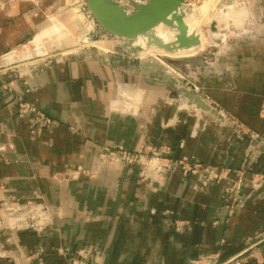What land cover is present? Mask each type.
I'll use <instances>...</instances> for the list:
<instances>
[{"label": "crops", "instance_id": "crops-1", "mask_svg": "<svg viewBox=\"0 0 264 264\" xmlns=\"http://www.w3.org/2000/svg\"><path fill=\"white\" fill-rule=\"evenodd\" d=\"M50 4L51 0H0V55L31 37L49 15ZM236 47L243 54L238 64L224 61L217 76L198 77L241 123L238 129L204 114L198 123L189 118L186 124L162 129L168 108L161 92L139 86L136 99L128 97L121 85L130 80L128 73L93 59L58 62L27 80L28 100L55 123L53 133L43 132L36 139L29 136L27 118L18 116L13 93L0 90V147L5 150L0 153V202L10 196L29 199L37 191L61 205L66 215L40 234L1 233L0 264H60L55 251L75 248L83 237L111 247L110 254L113 246L126 248L123 260L138 264H184L216 254L231 262L250 250L254 252L244 264L263 261L264 247L258 249V240L264 232V184L253 189L250 182L253 175L264 176V43ZM120 95L128 99L123 103L135 105L134 115L108 113L109 101ZM141 125L143 133H138ZM69 128L89 132L97 144L105 139L127 149L143 142L169 145L176 156L239 169L243 174L237 207L233 213L227 210L224 182L206 187L180 174L155 194L139 188L126 173L105 175L96 183L59 184L52 179L57 170L67 164L92 166L95 155L84 147L81 136L69 140ZM89 151L93 158L87 156ZM84 192L90 195L87 204ZM135 209L137 216L129 223L124 215Z\"/></svg>", "mask_w": 264, "mask_h": 264}, {"label": "rangeland", "instance_id": "rangeland-1", "mask_svg": "<svg viewBox=\"0 0 264 264\" xmlns=\"http://www.w3.org/2000/svg\"><path fill=\"white\" fill-rule=\"evenodd\" d=\"M121 1L127 6L132 3V0ZM207 1L185 0L182 8L184 16H193L198 21L203 20L200 31L206 38L208 32H217L214 12L221 14L225 7V12L221 14L224 15L235 4L238 8L246 10V16L241 20L242 23L231 24L224 32L220 31L225 37L223 43L211 44L212 40H208L203 47H196V52L190 56L170 58L159 55V50L154 47L141 52L143 54L152 50L154 53L152 55L140 56L141 53H135L133 57H129L123 51L125 48L123 40L106 34L93 37L98 27L92 18L85 14L84 0H51L49 15L38 23L31 37L12 51L0 55V90L13 93L18 104V116L27 118L29 136L36 139L43 132L53 133L55 123L47 113L28 100L31 89L27 85V80L34 79L58 62H81L93 59L110 66L115 71L128 73L130 80L121 84L128 97L136 99L139 86L145 87L146 90L158 89L161 92L162 103L168 108L165 114L167 117L161 121L162 129L175 127L181 123L186 124L189 118H193L195 123H198L201 114L207 115L216 123L238 129L241 123L212 97L210 94L212 92H209L198 76H217L218 67L224 61L232 63L236 61L238 64L243 54L238 52L236 46L251 42L264 43V0H235L231 5H226L227 0H218L209 11V17L201 19L200 9ZM81 14L84 16L78 17ZM56 24L60 25V29L42 33L44 27ZM88 37H91V40H88ZM93 42L95 45L92 46ZM102 57L109 63H104ZM159 66L162 68H156ZM186 93L194 95L206 106V109L199 108L195 101H190ZM123 97L120 95L118 99L109 101L107 110L110 115H134L135 105H126L122 101L128 99ZM129 100L133 99L129 98ZM138 112L139 110L136 114ZM172 112L173 115H170ZM143 130L142 125L137 128L138 133H143ZM68 136L69 140L81 136L84 147L95 153V160L89 151L87 156L93 158L90 163L92 166L67 164L66 167L57 170L52 175V179L59 184L81 180H86V183L91 181L96 183L94 181L102 179L105 175L126 173L131 175L133 182L139 188L155 194L163 191L173 175L180 174L184 178H197L206 187L224 182L223 199L227 210L233 213L237 207L241 174H243L239 169L207 164L195 156H176L173 150L175 147L169 145H147L143 142L127 149L109 143L105 139L97 144L89 132L82 133L79 128H69ZM256 140L259 142L261 139L258 137ZM178 148H183V142ZM3 151H5L4 147H0V153ZM263 180V175H253L250 182L252 188H259L264 184ZM85 193L87 192L83 194ZM92 196L95 198V194H91V198ZM84 197L86 198L84 202L87 204L90 195L85 194ZM131 212L124 215L129 223L137 216L136 209ZM64 213L65 210L61 205L45 199L37 191H33L31 197L25 200L15 196L6 197L0 202V234L8 235L12 232L40 234L54 227L58 220L66 216ZM113 218L116 221L118 217L115 215ZM142 220L151 222L144 217ZM260 235L262 239L259 238L258 243L260 241L262 243L258 249L264 247V232ZM110 248L94 245L83 237L80 245L75 248L60 247L55 251V256L61 260L60 264H138L123 260L126 248L113 246L112 254L107 252ZM252 251L231 262L223 261L216 254L184 264H244ZM263 263L264 260H259L256 264Z\"/></svg>", "mask_w": 264, "mask_h": 264}, {"label": "water", "instance_id": "water-1", "mask_svg": "<svg viewBox=\"0 0 264 264\" xmlns=\"http://www.w3.org/2000/svg\"><path fill=\"white\" fill-rule=\"evenodd\" d=\"M118 1L120 0H84L85 14L91 17L98 27L93 37L106 34L123 40V51L127 56L133 57L135 53L146 51L151 46L172 53L199 45V38L195 34H188V27L184 23L182 8L185 0H147L143 5H135L131 13H126ZM233 1L235 0H227L226 5H231ZM159 25L176 32L173 43H164L157 38L154 30ZM139 37L143 40L139 41ZM87 39L91 40V37ZM102 60L106 64L109 63L104 57ZM186 95L190 101H195L199 108L206 109L194 95Z\"/></svg>", "mask_w": 264, "mask_h": 264}, {"label": "bare ground", "instance_id": "bare-ground-1", "mask_svg": "<svg viewBox=\"0 0 264 264\" xmlns=\"http://www.w3.org/2000/svg\"><path fill=\"white\" fill-rule=\"evenodd\" d=\"M217 1L218 0H208L201 7V9H200L201 19H204V17H209L208 13L213 8L214 4ZM224 12H225V7H224L223 12H221V14H223ZM221 14H219L218 12L215 14V12H214V16L213 17H214V22L216 23L217 32H214V33L208 32V37L207 38L200 31L201 25H203L202 24L203 20H199L198 21L197 19H194L193 16H183L184 17V23L188 27V34H191V35L195 34L199 38V45H198L199 47H203L205 42H207L208 40L209 41L212 40L211 44H214L216 42L223 43L225 41V37H224L223 33L220 32V31L224 32V30H226L231 24L232 25H238V24L242 23L241 20H243L244 19L243 17L246 16V10L244 8H238L234 4L233 6L230 7V9H228V11L224 15H221ZM83 16L84 15L81 14L78 17L82 18ZM56 29H60V25L59 24L43 28L42 29V33H45L47 31L54 32V31H56ZM155 33L157 34V38L161 39V41H163L164 43H173L175 41L176 32L175 31H169L167 28H164L162 25H159L157 28H155ZM138 40L142 41L143 38L139 37ZM91 44H92V46L95 45L94 42L91 43ZM151 47H154V48L158 49L159 51L158 50L157 51H158L159 55H162V56H165V57H170V58L186 57V56H190L191 54L196 52V50H195L196 47L195 48H191L189 50H182V51H177V52H172V53L166 52V51H164V50H162L160 48H157L155 46H151ZM152 53H153V51L149 50L147 52H144L143 54L141 53L140 56L141 55L145 56L147 54H151L152 55ZM127 108H128V106H127Z\"/></svg>", "mask_w": 264, "mask_h": 264}, {"label": "built area", "instance_id": "built-area-1", "mask_svg": "<svg viewBox=\"0 0 264 264\" xmlns=\"http://www.w3.org/2000/svg\"><path fill=\"white\" fill-rule=\"evenodd\" d=\"M146 2H147V0H132V3H131L130 6H127V5L122 4V1L121 0L118 1L117 3L125 10L126 13H131L134 10V6L135 5H143ZM260 182H262V181H260Z\"/></svg>", "mask_w": 264, "mask_h": 264}]
</instances>
